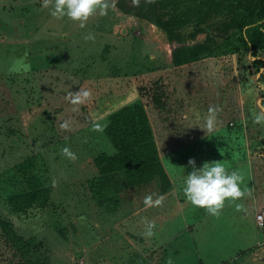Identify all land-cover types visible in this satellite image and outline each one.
Masks as SVG:
<instances>
[{
	"label": "rangeland",
	"instance_id": "374dc122",
	"mask_svg": "<svg viewBox=\"0 0 264 264\" xmlns=\"http://www.w3.org/2000/svg\"><path fill=\"white\" fill-rule=\"evenodd\" d=\"M118 1L81 26L51 16L53 0H0V222L23 239L16 247L0 223V264H264L254 209L264 199V119L255 120L264 114V64L254 63L264 50H239L233 18L247 17L246 6L215 8L201 23L192 16L171 42ZM202 44L193 62L174 65L176 49ZM78 90L89 96L73 104ZM135 105L174 170L187 174L189 159L197 167L220 160L242 174L245 195L216 216L184 196L182 212L170 196L146 207L144 196L164 197L170 178L132 186L96 161L116 155L111 116ZM210 107L218 111L207 132L196 124ZM177 142L184 147L173 153ZM38 188L49 191L44 205L13 210L11 196Z\"/></svg>",
	"mask_w": 264,
	"mask_h": 264
},
{
	"label": "trees",
	"instance_id": "16d2710c",
	"mask_svg": "<svg viewBox=\"0 0 264 264\" xmlns=\"http://www.w3.org/2000/svg\"><path fill=\"white\" fill-rule=\"evenodd\" d=\"M246 6L245 18L235 17L233 22L239 30V50L252 51L253 57L264 50V0H119L117 7L127 15L147 20L162 29L169 41H180V30L194 16L199 23L215 8L232 9ZM204 45L176 49L173 53L175 66L193 62L197 52ZM237 50V49H236ZM189 52V53H187ZM181 53V54H180ZM255 65H263L261 59ZM263 75L261 76V78ZM106 132L116 148V155L102 154L96 161L102 168H115L123 171L129 183L136 186L158 179L169 183V177L160 161L158 149L149 124L148 116L142 106H124L110 118ZM48 190L38 188L15 194L9 204L18 213H23L35 204L44 205L48 200ZM5 235L16 247H21L23 239L12 231L10 224L0 222ZM246 253V252H244ZM44 264V263H40ZM46 264V263H45Z\"/></svg>",
	"mask_w": 264,
	"mask_h": 264
},
{
	"label": "clouds",
	"instance_id": "9594fccd",
	"mask_svg": "<svg viewBox=\"0 0 264 264\" xmlns=\"http://www.w3.org/2000/svg\"><path fill=\"white\" fill-rule=\"evenodd\" d=\"M48 0H45L47 6ZM107 0H53L52 7L49 9L50 15L56 18L67 17L72 21L80 22L83 26L84 21L99 9V14L104 15L107 8L111 7ZM87 90H78L71 94V103L79 104L83 99L88 98ZM218 108L210 107L203 116L201 128L210 132L216 123V112ZM264 119V114L255 116L256 121ZM62 123L61 127H66ZM99 127V126H97ZM64 155L74 159L75 153L65 146L62 150ZM191 171L184 175L181 191L192 205L203 207L209 214L219 215L220 209L225 202L231 203L245 195L246 189L242 187L243 176L238 170H228L220 160L204 161L199 167L193 159L188 160ZM163 195L156 193L146 194L143 203L148 206H159L163 202ZM152 222H148L145 236H152Z\"/></svg>",
	"mask_w": 264,
	"mask_h": 264
},
{
	"label": "crops",
	"instance_id": "0c3cea01",
	"mask_svg": "<svg viewBox=\"0 0 264 264\" xmlns=\"http://www.w3.org/2000/svg\"><path fill=\"white\" fill-rule=\"evenodd\" d=\"M168 132V131H167ZM166 132V133H167ZM170 135H172V134H170ZM174 135V134H173ZM178 138V137H180L179 135L177 136V134H176V136L174 135L173 137L172 136H170V138H174V139H176V138ZM183 143H185V142H182L181 143V145L180 146H182V147H184V145H183ZM176 145H175V143L173 144V146H171L172 148H171V150H172V152L174 153V152H180L181 151V147L179 146V144H178V142H177V147L176 148H174ZM166 152H170V150H168V151H165V154H166ZM160 153V159H161V162H162V165H163V167H164V169H165V171H166V173H167V175H168V177L170 178V180H171V183H172V189L168 192V193H166V194H164V199H165V201H166V198H168L169 196L172 198L173 197V199L175 200V203H176V207L178 208L179 206H180V211L182 212V210H183V200H182V197L181 196H184L183 195V193H182V191H181V186H180V181H181V178H183L184 177V175H182L181 173H179V171L177 170V169H175L174 170V168H172L171 167V165L170 164H167L166 163V159H165V157H166V155H163V153L160 151L159 152ZM252 172H253V170H251ZM183 180V179H182ZM259 200H260V202L258 203L257 202V205H255L254 206V209H255V212H257L256 213V215L258 214V213H260L259 212V210H260V207H262V205L264 204V199L263 200H261L260 198H259ZM182 205V206H181ZM254 212V213H255ZM161 213H164V211L163 212H161V210L159 209V217L160 218H163L161 215ZM165 214V213H164ZM255 215V216H256ZM165 217V216H164ZM144 222H145V220H144ZM256 223H257V221H256ZM160 244V243H159ZM164 253H165V250H164Z\"/></svg>",
	"mask_w": 264,
	"mask_h": 264
},
{
	"label": "built area",
	"instance_id": "2783aa9c",
	"mask_svg": "<svg viewBox=\"0 0 264 264\" xmlns=\"http://www.w3.org/2000/svg\"><path fill=\"white\" fill-rule=\"evenodd\" d=\"M256 221H257L258 227H260V228L264 227V215L263 214L258 213L256 215Z\"/></svg>",
	"mask_w": 264,
	"mask_h": 264
}]
</instances>
